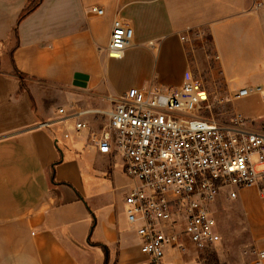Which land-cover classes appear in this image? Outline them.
Returning a JSON list of instances; mask_svg holds the SVG:
<instances>
[{
  "label": "crops",
  "instance_id": "crops-1",
  "mask_svg": "<svg viewBox=\"0 0 264 264\" xmlns=\"http://www.w3.org/2000/svg\"><path fill=\"white\" fill-rule=\"evenodd\" d=\"M30 1L0 0V264H105V249L109 264H143L126 214L132 182L125 167L115 169L117 155L98 154L72 121L39 124L58 119L60 109L108 110L111 98L133 87L182 86L194 76L193 42L205 36L232 116L264 128V111L254 109L262 96L237 97L264 89V0H44L18 25ZM117 18L134 36L130 48L110 55ZM85 121L99 131L103 118ZM233 202L249 230L243 247L255 254L237 253L229 264H256L264 252V184ZM185 244L168 261L201 264Z\"/></svg>",
  "mask_w": 264,
  "mask_h": 264
},
{
  "label": "built area",
  "instance_id": "built-area-1",
  "mask_svg": "<svg viewBox=\"0 0 264 264\" xmlns=\"http://www.w3.org/2000/svg\"><path fill=\"white\" fill-rule=\"evenodd\" d=\"M91 12L105 14L100 7ZM133 36L129 23L115 19L109 54L130 48ZM253 93L264 100L261 86L241 89L237 97ZM110 102L108 110L60 109L58 119L39 128L72 121L75 133L88 131L98 154L121 158L132 182L125 197L127 219L143 264H171L169 253L184 252L187 240L199 251L217 249L222 237L215 205L264 184V128H253L239 115L221 118L216 106L223 101H210L194 76L175 88L133 87ZM92 114L103 118L99 131L85 121ZM256 264H264V252Z\"/></svg>",
  "mask_w": 264,
  "mask_h": 264
},
{
  "label": "rangeland",
  "instance_id": "rangeland-1",
  "mask_svg": "<svg viewBox=\"0 0 264 264\" xmlns=\"http://www.w3.org/2000/svg\"><path fill=\"white\" fill-rule=\"evenodd\" d=\"M200 39L201 38L197 39L196 42L194 40L191 50L193 52L192 55H194L192 56V73L194 77L203 82L210 101H223L221 106H216L217 115H220L221 118L224 119L230 118V116H232L229 104L230 101L226 98L224 86L219 76V70L212 52V46L209 41L206 40L205 36H203L202 40ZM204 45L205 48L203 49ZM195 47L197 49H195ZM195 51L196 54H199L196 65ZM24 80L26 84V78H24ZM254 109L264 111V105L258 103L257 107H254ZM115 166L117 171L124 169V163L118 156H116ZM232 203L234 202L222 197L221 202L215 205V215L218 221V229L222 237V244L217 249H208L205 251L192 249L191 253L187 252V257L189 259L196 257L197 261L201 264H221V261L223 264H229L237 259L235 258L237 253L238 255H240V253L245 255L255 254L253 249L246 250L243 247L250 238L249 230L245 226V222L238 210L231 206ZM233 243H235L236 246L238 244L237 247L235 246V250H233L235 247H232Z\"/></svg>",
  "mask_w": 264,
  "mask_h": 264
},
{
  "label": "trees",
  "instance_id": "trees-1",
  "mask_svg": "<svg viewBox=\"0 0 264 264\" xmlns=\"http://www.w3.org/2000/svg\"><path fill=\"white\" fill-rule=\"evenodd\" d=\"M43 2L44 0H31L29 4L27 5V7L23 10L22 14L20 15L19 20H18V25L21 24L25 19H27L31 14H33L41 6ZM14 33H15L16 39L18 40V29L17 28H15ZM207 39L209 41L211 40L210 37H208ZM15 75L20 79L21 85L23 86V88H25L26 84L24 82L25 81L24 78H26V76L23 73L19 72L18 70H15ZM105 252H106L105 264H109V251L105 249Z\"/></svg>",
  "mask_w": 264,
  "mask_h": 264
}]
</instances>
